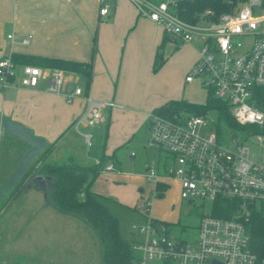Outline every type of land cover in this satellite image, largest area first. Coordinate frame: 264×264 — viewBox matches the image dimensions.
I'll return each mask as SVG.
<instances>
[{"label":"built area","instance_id":"1","mask_svg":"<svg viewBox=\"0 0 264 264\" xmlns=\"http://www.w3.org/2000/svg\"><path fill=\"white\" fill-rule=\"evenodd\" d=\"M140 15L158 23L171 40L180 46L198 43V57L186 75V82L201 77L207 91L225 100L235 120L252 125L264 142V12L257 8L264 0H240L231 11L211 18L207 10L197 22L183 19L176 12L177 0H130ZM100 16H109L111 6L100 0ZM13 39V34L8 35ZM26 36L24 42L30 41ZM74 74L61 68L15 62L11 53L0 57V90L11 87L39 89L63 94L71 102L84 96V111L73 121L88 145L92 135L83 127H95L105 121V111L118 106L114 100L95 99L75 83ZM73 88L68 90V85ZM207 114L185 113L166 117L151 111L147 119L148 144L169 154L163 171L147 169L155 184L165 179L180 182V197L185 204L199 198L211 204L198 225L197 238L186 241L177 237L143 207L146 225L140 227L143 238L135 242L136 264H154L160 260L174 264H264L251 248L248 222L255 209L264 205V162L251 158L250 147L233 138L221 143L216 131L205 135L198 128L207 124ZM246 133L253 131L246 130ZM166 162V163H167ZM100 164V159L96 160ZM115 170L107 163L103 171ZM221 200L236 202L229 217L214 213ZM150 205V203H149Z\"/></svg>","mask_w":264,"mask_h":264},{"label":"crops","instance_id":"2","mask_svg":"<svg viewBox=\"0 0 264 264\" xmlns=\"http://www.w3.org/2000/svg\"><path fill=\"white\" fill-rule=\"evenodd\" d=\"M106 1L111 6L109 16H100V0H0V57L21 53L88 61L97 30L93 79L85 92L95 99L114 100L118 106L105 111L104 122L91 129L82 128L91 133V145L73 126L75 118L86 107L85 97L78 96L69 102L63 94L47 91L45 81H41L37 90L23 87L0 90V120L9 117L31 127L36 136L48 140V145L54 143L45 157L48 162L59 163L60 159L62 163L73 160L91 165L104 151L109 159L113 158L107 163L113 164L115 170L102 171L92 185L95 192L104 196L110 194L106 183L111 180L123 183L130 178L135 180V167L125 159L135 157L142 131L146 132V143L142 145L147 146L149 113L171 99L185 98V86L189 84L186 75L199 50L198 43L177 46L172 40L159 48L164 31L158 23L140 15L130 0ZM9 34H13V39ZM29 35L30 41L24 42ZM158 53H163L165 62L155 71ZM1 132L5 131L1 129ZM1 140L0 173L8 175L30 145L18 156V146L3 149ZM165 160L167 162L166 156ZM164 162L157 171H163ZM170 180H175L180 191L178 180L165 179L163 182L168 184ZM41 207L56 209L46 200ZM151 213L153 215L152 205ZM47 214L52 219L55 216L54 211ZM131 235L135 237L136 232ZM37 247L36 256H41L43 261H48L50 255L75 252L67 250L66 246L59 245L57 249L45 241Z\"/></svg>","mask_w":264,"mask_h":264},{"label":"rangeland","instance_id":"3","mask_svg":"<svg viewBox=\"0 0 264 264\" xmlns=\"http://www.w3.org/2000/svg\"><path fill=\"white\" fill-rule=\"evenodd\" d=\"M263 12L264 5L257 8V13ZM73 78L76 79L74 80L76 84L85 85L83 75L77 74ZM206 96L207 87L202 84L201 77L186 84L185 99L204 102ZM217 120V110H210L206 116L207 124L199 127L198 131L205 135L216 131ZM246 130L253 132L246 133ZM259 134L261 133L252 125L238 130L224 128L219 141L231 144L232 139L237 138L250 147L251 158L264 162V142L259 141ZM140 137L142 139L140 147L135 149V157L127 156L125 159L126 162L131 161V166L135 167V180L130 178L126 183L112 180L106 183L111 191L105 195L104 202L110 211L119 217L122 236L131 242H138L143 238L140 227L147 224L143 207L148 201L150 207L152 205L154 217L170 222V231L177 237L186 241L196 239L201 217L204 213L210 212L211 204L199 198L195 199L193 204H185L175 180L169 181L163 197H156L155 180L147 177V168H154L157 171L162 168L163 161L168 164L165 160L166 152L164 150L159 152L156 147L149 144L142 145L146 143L145 131L141 132ZM0 139L3 149L18 146V156L28 145L24 140H18L6 132L0 133ZM0 161V164L3 163V159ZM58 162L62 163L60 159ZM8 175L0 173V183ZM27 182L9 197L0 212V264H104L95 230L78 215L65 214L53 207L43 209L41 205L45 200L47 203L48 192L46 199L41 190L27 188ZM52 211L55 213L53 219L47 214ZM131 232H136L135 237H132ZM54 235L57 239H52ZM44 241L51 242L58 247L57 249H60V245L66 246L67 250L74 249L75 252L70 255H50L47 257L48 261H43L41 256L39 258L36 256V252L39 249L38 244ZM134 251L139 256V250L134 248ZM154 264L174 263L156 260Z\"/></svg>","mask_w":264,"mask_h":264},{"label":"trees","instance_id":"4","mask_svg":"<svg viewBox=\"0 0 264 264\" xmlns=\"http://www.w3.org/2000/svg\"><path fill=\"white\" fill-rule=\"evenodd\" d=\"M159 2L161 0H152ZM240 0H177L176 12L180 17L187 21L197 22L201 14L211 10V18L216 19L220 14L231 11ZM171 38L164 32L159 48H163ZM97 53V30L93 38L91 58L88 61L74 59L46 57L41 55H30L12 53L13 59L18 63H31L42 67H56L66 71L81 74L86 78L85 91H88L93 79L94 59ZM165 62L163 53H158L154 70L157 71ZM217 110L218 120L216 122V133L218 137L224 128L244 129L247 126L241 125L233 117L228 103L214 95L212 90L207 91L204 102H197L185 98L171 99L164 104L153 109L155 113L166 117L174 114L193 113L207 114L210 110ZM107 136V132H106ZM54 143H50L43 153L29 167L23 178L10 191L8 196L0 205V212L3 204L14 194L25 182L37 174L51 176L52 181L47 187V203L54 206L57 210L71 215L82 217L96 232L99 239L102 258L104 264H136V254L134 243L125 239L120 230L119 217L110 211L104 202V195L92 189L94 180L104 170V166L110 159L104 151L100 156V164L83 165L70 160L68 163H56L45 161L46 155L53 148ZM113 156V155H112ZM165 156H169L165 153ZM115 160V159H114ZM168 184L158 181L154 187L156 197H163ZM81 195L83 197H81ZM149 207L147 201L144 207ZM236 207V202L221 200L214 206V213L219 216L229 217L232 209ZM165 225L170 222L160 220ZM250 233V244L252 250L258 256H264V205L255 209L248 222Z\"/></svg>","mask_w":264,"mask_h":264},{"label":"water","instance_id":"5","mask_svg":"<svg viewBox=\"0 0 264 264\" xmlns=\"http://www.w3.org/2000/svg\"><path fill=\"white\" fill-rule=\"evenodd\" d=\"M73 85H68L67 89L70 90ZM3 129L5 132L14 135L30 146L22 155L17 165L13 168L7 178L0 183V202L4 200L10 191L16 186V184L23 178L29 167L48 146V140L44 137H39L34 134L31 127L19 123L9 117H3L0 120V130ZM52 181L51 176H45L42 174L34 175L26 183L27 188H36L41 190L46 197L47 184ZM47 199V197H46ZM214 264H221L220 262L214 261Z\"/></svg>","mask_w":264,"mask_h":264}]
</instances>
